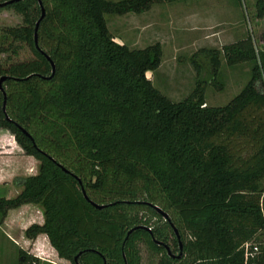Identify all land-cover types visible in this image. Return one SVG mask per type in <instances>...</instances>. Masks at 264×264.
<instances>
[{"label": "trees", "instance_id": "16d2710c", "mask_svg": "<svg viewBox=\"0 0 264 264\" xmlns=\"http://www.w3.org/2000/svg\"><path fill=\"white\" fill-rule=\"evenodd\" d=\"M167 1L40 0L36 46L37 0L0 6L21 15L4 28L0 53L16 52L15 40L31 52L0 66V128L38 161L35 173L13 178L16 194L0 196V220L9 208L39 205L42 221L25 236L43 233L71 264H138L136 241L159 254L156 264H264V47L245 34L200 48L213 77L219 52L227 65L248 62L249 77L222 105L205 103L200 80L171 100L145 76L160 63V43H117L104 18ZM254 7L262 18L264 0ZM169 222L185 234V259L164 248L169 236L177 247ZM138 224L150 229L127 232ZM245 241L257 247L246 258ZM18 256L38 264L20 248Z\"/></svg>", "mask_w": 264, "mask_h": 264}, {"label": "rangeland", "instance_id": "374dc122", "mask_svg": "<svg viewBox=\"0 0 264 264\" xmlns=\"http://www.w3.org/2000/svg\"><path fill=\"white\" fill-rule=\"evenodd\" d=\"M255 0H171L153 3L140 12L104 13L105 23L113 40L128 47H142L158 41L161 46L160 63L155 70L146 71L145 76L153 86L171 100H179L193 88L195 81L203 84V98L206 104L226 103L249 77V63L240 62L227 65L219 52V66L213 77L211 63L204 49H220L221 45L250 34L257 47H264L261 32L264 29V16L256 18ZM21 24V15L12 9L0 10V44L5 27ZM16 52L0 53V66L31 57L27 46L18 44ZM197 65L198 70L195 69ZM215 80V84L210 81ZM23 155V153H20ZM15 160L11 167L0 168V196L10 197L20 190L13 178L35 173L38 161L34 157ZM20 162L23 165L20 168ZM155 218L152 217L151 220ZM42 221L41 208L37 204L24 203L9 208L0 220V264H17L18 249L38 259V264H71L58 257L43 233L33 238L24 234V228L32 222ZM159 220V222H161ZM158 222V223H159ZM257 242L259 236H256ZM185 234L180 239L181 247ZM169 252L176 254L178 249L167 240ZM138 264H156L159 254L151 251L142 241H136ZM176 247V248H175ZM178 258L185 259L180 249ZM181 259V260H182Z\"/></svg>", "mask_w": 264, "mask_h": 264}, {"label": "crops", "instance_id": "0c3cea01", "mask_svg": "<svg viewBox=\"0 0 264 264\" xmlns=\"http://www.w3.org/2000/svg\"><path fill=\"white\" fill-rule=\"evenodd\" d=\"M21 147L14 141L12 135L6 130L0 128V168H7L13 165L15 160L23 161L24 158L32 157L24 154ZM23 164V163H22ZM20 162V168L23 166Z\"/></svg>", "mask_w": 264, "mask_h": 264}, {"label": "water", "instance_id": "95a60500", "mask_svg": "<svg viewBox=\"0 0 264 264\" xmlns=\"http://www.w3.org/2000/svg\"><path fill=\"white\" fill-rule=\"evenodd\" d=\"M11 1H14V0H4V1H1V2H0V6H2V5H4V4H7V3L11 2ZM37 3H38V5L40 6V13H39V16L37 17V19H36L35 22H34L33 41H34L35 46H36V34H35V30H36V27H37L38 21L40 20V18H41L42 15H43V7L41 6V2H40V0H37ZM50 64H51V72H52V71H53V64H52V62H50ZM3 78H5V75H1V76H0V83H1V80H2ZM90 203H91L93 206H95V207H101V206H103V204H97V203H95V202H93V201H90ZM148 204H150V205H151V206H152V207H153V208H154V209H155V210H156V211H157V212L163 217V219H166L167 221H169L168 215H167V213H166L164 210H162L160 207H158L157 205L152 204V203H150V202H148ZM169 224H170V226H171V228H172V231H173V233H174V236H175V238H176V240H177V249H178V252H177L176 254L170 253L167 244H164V248H165L166 252H167L170 256H174V257L178 258V257L181 255V251H180V249H181V241H180V238H179V234H178L177 229L173 226V224H172L171 222H169ZM135 227H143V228H145V229H147V230L150 229L148 226H145V225H142V224H138V225H135V226L129 228V229L127 230V232H129L131 229H133V228H135ZM75 259H76V254L73 255V260L75 261ZM103 264H104V261H103Z\"/></svg>", "mask_w": 264, "mask_h": 264}, {"label": "built area", "instance_id": "2783aa9c", "mask_svg": "<svg viewBox=\"0 0 264 264\" xmlns=\"http://www.w3.org/2000/svg\"><path fill=\"white\" fill-rule=\"evenodd\" d=\"M249 245H250V242L248 241H245L241 246L243 248V251H244V258H246V256L248 254L252 255L253 253L256 252L257 250V247H256V244L252 243V246H251V250H249Z\"/></svg>", "mask_w": 264, "mask_h": 264}]
</instances>
